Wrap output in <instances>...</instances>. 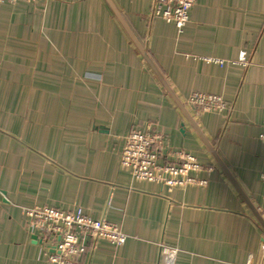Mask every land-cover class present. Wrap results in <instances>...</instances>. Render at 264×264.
<instances>
[{"label": "crops", "instance_id": "0c3cea01", "mask_svg": "<svg viewBox=\"0 0 264 264\" xmlns=\"http://www.w3.org/2000/svg\"><path fill=\"white\" fill-rule=\"evenodd\" d=\"M110 1L173 97L106 0L0 9V264H49L22 208H82L129 237L80 264H264V229L200 137L264 221V0H196L183 35L152 19L153 0ZM193 94L222 98L224 116L189 106ZM136 127L160 132L171 162L212 168L208 185L122 170Z\"/></svg>", "mask_w": 264, "mask_h": 264}, {"label": "built area", "instance_id": "2783aa9c", "mask_svg": "<svg viewBox=\"0 0 264 264\" xmlns=\"http://www.w3.org/2000/svg\"><path fill=\"white\" fill-rule=\"evenodd\" d=\"M24 1L30 0H0V9L14 8ZM195 4L196 0H153L152 19L173 25L177 33L183 35ZM216 63L222 67L225 65L223 62ZM237 64L247 68L250 65L248 55L242 53ZM188 103L204 114L224 116L226 110L222 98L216 96L193 94ZM261 140L264 141V126ZM166 149L169 147L160 132L151 127L144 130L133 128L119 154L120 168L130 172L139 182L180 189L208 185L203 175H209L212 168L203 166L196 156L185 153L174 154L175 161L171 162L168 156L173 153L169 152L165 158L163 151ZM261 179L264 182V174ZM21 211L22 217L29 219L30 230L36 232L44 244L43 257L49 264H80L81 258L88 253L103 252L102 242L122 247L129 240L116 224L95 221L82 208L74 211L22 208Z\"/></svg>", "mask_w": 264, "mask_h": 264}, {"label": "water", "instance_id": "95a60500", "mask_svg": "<svg viewBox=\"0 0 264 264\" xmlns=\"http://www.w3.org/2000/svg\"><path fill=\"white\" fill-rule=\"evenodd\" d=\"M107 4L109 5V7L111 8L112 12L114 13V15L116 16V18L118 19L119 23L121 24V26L124 28V30L126 31V33L130 36V38L133 40V42L135 43V45L137 46L139 52L142 54V56L144 57V59L149 63V65L151 66V69L153 70V72L155 73L156 77L160 80V82L163 84V86L167 89V91L170 93L169 89L166 86V83L164 82L161 74L158 72V70L156 69V67L150 62V60L148 59L146 53L144 52V50L138 45V43L136 42L135 38L133 37V35L131 34V32L129 31L126 23L124 22V20L122 19V17L120 16V14L118 13L117 9L114 7V5L112 4V2L110 0H106ZM171 94V93H170ZM172 96V94H171ZM173 97V96H172ZM176 101V99H174ZM177 102V101H176ZM180 110L183 112L184 116L191 122V124L196 127L195 123L191 120L188 112L185 110V108L178 104ZM197 129V127H196ZM200 137L202 138V140L204 141V143L206 144V146L208 147V149L210 150L211 154L215 157L216 162L218 163V165L220 166V168L223 170V172L229 177V179L232 181V183L236 186V189L238 190L239 194L241 195V197L244 199V201L251 207V210L253 212V214L255 215V217L257 218L258 222L260 223V225L262 226V228L264 229V221L262 220L261 216L259 215V212L250 205L249 200H247V198L244 196V194L241 192V190L238 188V186L236 185V183L234 182V180L231 178L229 172L227 171V169L225 168V166L223 165V163L218 159V157L216 156L215 152L212 150V148L210 147V145L207 143V141L204 139V137L202 135H200ZM36 239V238H35Z\"/></svg>", "mask_w": 264, "mask_h": 264}, {"label": "rangeland", "instance_id": "374dc122", "mask_svg": "<svg viewBox=\"0 0 264 264\" xmlns=\"http://www.w3.org/2000/svg\"><path fill=\"white\" fill-rule=\"evenodd\" d=\"M24 2H28V1H24ZM190 106V105H189ZM32 209H45V208H32Z\"/></svg>", "mask_w": 264, "mask_h": 264}]
</instances>
